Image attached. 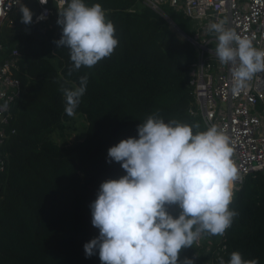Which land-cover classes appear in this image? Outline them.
Masks as SVG:
<instances>
[{
  "label": "trees",
  "instance_id": "1",
  "mask_svg": "<svg viewBox=\"0 0 264 264\" xmlns=\"http://www.w3.org/2000/svg\"><path fill=\"white\" fill-rule=\"evenodd\" d=\"M84 3L102 6L119 41L111 57L92 68L69 75V50L54 43L62 36L58 11L44 34L33 29L26 33L30 25L23 23L14 35L0 31L3 44L18 49L17 76L23 87L8 127L15 132L1 149L6 163L0 174V264H101L98 251L88 258L84 250L99 236L90 205L103 182L126 175L120 163L108 162L109 148L138 138V125L153 114L166 123H199L206 130L202 118L190 113L196 102L189 72L197 57L191 43L143 0ZM29 9L34 17L35 8ZM164 10L180 30L191 34L189 19L167 6ZM85 75L86 92L69 117L60 88L80 86ZM230 209L238 215L221 240L212 243V251L219 250L225 264L234 251L264 264L263 174L244 178ZM168 211L174 218L181 212L176 205ZM195 250V245L182 250L180 260L190 259ZM206 258L202 251L195 264Z\"/></svg>",
  "mask_w": 264,
  "mask_h": 264
},
{
  "label": "clouds",
  "instance_id": "2",
  "mask_svg": "<svg viewBox=\"0 0 264 264\" xmlns=\"http://www.w3.org/2000/svg\"><path fill=\"white\" fill-rule=\"evenodd\" d=\"M55 3L62 36L54 43L69 50V75L111 57L119 41L113 22L106 19L99 3ZM19 10L21 23L30 25L31 10L24 5ZM227 23L224 19L208 25L217 41L211 54L214 52L222 66H230L231 91L239 95L258 73H264V49L254 47L252 38L242 37L226 27ZM87 84L85 75L78 87L61 86L69 117L75 115ZM7 107L5 103L3 108ZM200 129L199 123L189 125L176 119L166 123L153 114L138 125V138L121 140L109 148L108 162L120 163L126 175L103 182L90 205L91 223L99 236L84 245L86 257L98 251L101 264H195L193 259L181 261V251L192 248L204 236L225 235L238 215L230 205L234 185L242 177L224 130L215 124ZM172 205L181 210L178 218L168 211ZM218 259L219 264H225L222 257ZM228 264L259 261L245 260L234 251Z\"/></svg>",
  "mask_w": 264,
  "mask_h": 264
},
{
  "label": "built area",
  "instance_id": "3",
  "mask_svg": "<svg viewBox=\"0 0 264 264\" xmlns=\"http://www.w3.org/2000/svg\"><path fill=\"white\" fill-rule=\"evenodd\" d=\"M23 1L0 0V23L10 17ZM143 2L169 22L172 20L166 14L164 6L181 13L192 22L190 35L176 29L180 36L191 43L197 54L189 72V84L196 102V109L190 113L199 115L205 127L212 124L220 126L229 137L233 160L242 177L235 183L234 190L242 184L246 176L258 172L264 175V73H258L245 90L239 95H233L230 66H222L214 52L211 54L217 41L208 31L210 23L227 19L226 27L234 29L242 37L252 38L254 47L264 49V0ZM33 3L36 12L30 28L41 35L45 33L47 24L51 22V17L58 8L55 0H48L47 4H41L40 0H34ZM18 69V49H9L0 39V174L4 171L6 163L1 149L9 134L15 132L14 128L8 131L12 106L23 88L17 76ZM5 103L8 105L6 110L3 108ZM194 245L196 250L190 259L198 261L203 251L208 254L212 264L219 260L220 251H212L214 247L212 243L206 242V236Z\"/></svg>",
  "mask_w": 264,
  "mask_h": 264
},
{
  "label": "rangeland",
  "instance_id": "4",
  "mask_svg": "<svg viewBox=\"0 0 264 264\" xmlns=\"http://www.w3.org/2000/svg\"><path fill=\"white\" fill-rule=\"evenodd\" d=\"M33 4L34 3H31V1L24 0L21 6L24 5L27 6L28 8H33L34 7ZM20 7L11 14V16L6 22L3 20L0 23V31L5 29L6 32H12L11 35H14L22 28V23H21L22 13L19 10ZM171 27L176 31V28L173 25H171ZM73 140H74L73 136H71L68 139L69 142H72ZM219 239H220L219 236H206V242H208V244L214 243L215 241H219ZM203 264H212V263L209 258H206L203 260Z\"/></svg>",
  "mask_w": 264,
  "mask_h": 264
},
{
  "label": "water",
  "instance_id": "5",
  "mask_svg": "<svg viewBox=\"0 0 264 264\" xmlns=\"http://www.w3.org/2000/svg\"><path fill=\"white\" fill-rule=\"evenodd\" d=\"M168 23L170 24V25H173L178 31H180V29L174 24V23H172V22H169L168 21ZM31 32V28L29 27H27L26 28V33H30Z\"/></svg>",
  "mask_w": 264,
  "mask_h": 264
},
{
  "label": "crops",
  "instance_id": "6",
  "mask_svg": "<svg viewBox=\"0 0 264 264\" xmlns=\"http://www.w3.org/2000/svg\"><path fill=\"white\" fill-rule=\"evenodd\" d=\"M25 1H31V3H33V2H34V0H25ZM25 30H26V27H25Z\"/></svg>",
  "mask_w": 264,
  "mask_h": 264
}]
</instances>
